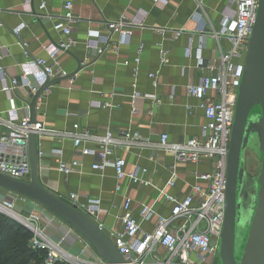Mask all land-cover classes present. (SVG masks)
I'll list each match as a JSON object with an SVG mask.
<instances>
[{"label":"crops","instance_id":"0c3cea01","mask_svg":"<svg viewBox=\"0 0 264 264\" xmlns=\"http://www.w3.org/2000/svg\"><path fill=\"white\" fill-rule=\"evenodd\" d=\"M44 1V12L54 17L61 14L65 0ZM227 1L71 0L73 21L71 32L66 35L53 29L51 20H39L34 16L32 12L37 9L39 0H30L32 11L26 10L24 0H0L1 63L18 65L19 68L32 57L44 56L43 45L46 43L70 39L68 48L56 55L57 75L51 79L74 73L48 84L47 89L39 94L35 103L36 120L54 128L70 127L77 120L82 127L92 131H102L105 127L115 131L120 128L137 129L142 136L144 142L115 147L113 154L125 159L126 171L136 166L146 167L139 176L141 179L150 178L151 184L135 183L125 176L119 180L118 190L114 189L117 179L111 164L102 169L92 168L91 162L95 157L81 155L70 138H57L45 132L37 137V149L43 152L37 159L40 182L53 187L58 194L72 191L99 197L98 220L108 234L113 229H121L118 216L123 212L121 205L125 196L131 198L129 212L139 221L140 231H148L154 227L156 216L141 218L139 203H152L156 213L168 214V205L155 199L157 187H161L174 171V185L166 189L180 197L195 182V172L208 169L210 164L205 160L196 163L175 161L170 152L155 149V142L161 132H166L171 141L200 133L201 124L205 121L203 109L199 106L200 97L186 91L188 83H196L207 71L196 65L193 56L199 41L197 29L203 23L206 32L219 29ZM125 9L128 13L136 11L137 14L134 17L136 24L130 27L126 41H121L115 32L100 53L86 45L87 39L102 41L107 32L106 21L116 19ZM178 30L180 33L173 37ZM227 46L226 37L215 38L208 34L204 38L201 55L205 61L212 60L218 48ZM161 47L167 49L168 60L159 65ZM137 55L139 60L135 62ZM157 68V84L153 85L148 72ZM133 91L155 93L159 101L149 97L134 98ZM214 94L213 90L208 91V95ZM31 96L26 95L23 87L4 91L0 85V113L14 106L18 116H24L28 113L25 103ZM99 101H107L111 105L97 106ZM85 110L87 112L81 116L74 115L76 111ZM59 158L63 161L76 158L78 164L64 174L57 169ZM15 205L21 208L24 202L20 200ZM42 222L45 231L53 237L58 238L64 233L65 225L61 219L48 210L41 214ZM177 223L175 221L174 224ZM70 236L75 237V234L71 232ZM81 244L76 239L67 247L75 250ZM157 249L160 254L164 253L161 246Z\"/></svg>","mask_w":264,"mask_h":264},{"label":"built area","instance_id":"2783aa9c","mask_svg":"<svg viewBox=\"0 0 264 264\" xmlns=\"http://www.w3.org/2000/svg\"><path fill=\"white\" fill-rule=\"evenodd\" d=\"M155 1L163 3L165 0ZM257 1L228 0L226 10L221 15L219 29L206 32L204 23L198 27L199 41L193 56L196 65L207 71L199 77L196 83H188L186 91L188 94L200 97L199 106L203 109L205 121L201 124L198 135H191L180 141H171L166 132H161L155 142V149L170 152L178 162L196 163L205 160L210 165L206 170L195 172V182L180 197L166 189L174 185L176 179L174 171L161 187H157L155 199L168 205V214L156 213L152 203L142 201L139 203L138 214L141 218L147 219L152 214L156 216L154 227L151 230L140 231L139 221L129 212L131 198L129 196L123 198L121 205L123 212L118 216L121 229H113L109 232L113 244L124 258L121 264H210L211 259L213 260L224 216L225 167L235 91L241 75L248 37L256 17ZM24 2L26 10L32 11L30 0H24ZM44 6L45 1L39 0L37 9L32 12L34 16L39 20H51L53 29L69 35L73 21L71 0L63 2L62 12L56 17L44 12ZM136 15V11L128 13L125 9L116 19L106 21L107 32L102 41L87 39L86 45L93 47L96 53H100L108 45L111 34L115 32L121 41H126L130 34V27L136 24L134 19ZM17 29L18 27L14 28V31L16 32ZM179 33L180 30L175 31L173 37ZM208 34L215 38L226 37L228 46L218 48L216 57L205 61L200 50ZM69 44L70 39L57 43H46L43 45L44 56L32 57L22 63L19 68L18 65H5L0 62L1 89L10 91L20 86L25 89L26 95L31 96L46 79L57 75L56 55L59 51L66 50ZM187 50L188 53L191 52L190 46ZM167 54V49L161 47L159 65L167 62ZM138 60L137 55L134 61ZM123 62L126 63L127 60ZM158 72V68L148 72L153 85L157 84ZM46 89L45 87L43 90ZM209 90H213L215 94L208 95ZM132 96L134 98L149 97L155 102L159 101L155 93L133 91ZM38 99L39 96L36 101ZM110 105L107 101H99L97 104L101 107ZM25 106L27 107V102ZM86 112L87 110L76 111L74 115L81 116ZM30 132H34L36 137L45 132L57 138H70L73 146L79 149L81 155L90 154L95 157V160L91 162L92 168L102 169L105 165L111 164L117 179L115 190L120 188L119 180L125 176L135 183L151 184L150 178L141 179L139 176L140 173L146 171V167L136 166L126 171L124 169L125 159L113 154L115 147L144 142L137 129L120 128L115 131L110 127H105L102 131H92L82 127L77 120L67 128L48 127L40 120L31 123L28 113L19 117L14 106L0 113L1 172L17 179H29L27 145ZM86 142L92 145H83ZM42 154V150L37 149V158ZM77 164L78 159L76 158L70 161H63L59 158L57 169L67 174ZM40 172L38 169V176ZM42 185L49 191L55 192L53 187L45 183ZM0 195V212L16 219L31 231V247H42L47 250L44 264H53L55 260H60L64 264H113L97 255L91 244L62 220L65 230L60 237H53L47 233L43 227L44 222L41 223V214L46 209L39 203L2 188H0ZM64 196L75 208L94 220H98L99 197L72 191ZM18 200L24 202L23 207L16 208L15 204ZM175 221L178 223L174 224ZM71 232L75 234V237L70 236ZM76 239L82 243L81 247L76 250L63 244L64 240L72 244ZM158 246L164 249L163 254L159 253ZM84 252H88L89 255H84Z\"/></svg>","mask_w":264,"mask_h":264},{"label":"water","instance_id":"95a60500","mask_svg":"<svg viewBox=\"0 0 264 264\" xmlns=\"http://www.w3.org/2000/svg\"><path fill=\"white\" fill-rule=\"evenodd\" d=\"M73 73L48 78L37 88L27 102L31 123L36 121L35 103L42 90ZM36 140V134L30 132L29 179H17L0 171V188L39 203L80 233L97 255L110 263L121 264L124 258L101 221L75 208L64 195L42 185L38 176ZM248 152L257 160L255 172L247 168ZM225 177V208L215 264H264V0L257 1L256 17L235 91Z\"/></svg>","mask_w":264,"mask_h":264},{"label":"trees","instance_id":"16d2710c","mask_svg":"<svg viewBox=\"0 0 264 264\" xmlns=\"http://www.w3.org/2000/svg\"><path fill=\"white\" fill-rule=\"evenodd\" d=\"M31 235V231L25 225L0 212V264H44L47 250L42 247H31ZM68 243L66 240L63 241L65 246ZM53 264L64 263L55 260Z\"/></svg>","mask_w":264,"mask_h":264},{"label":"rangeland","instance_id":"374dc122","mask_svg":"<svg viewBox=\"0 0 264 264\" xmlns=\"http://www.w3.org/2000/svg\"><path fill=\"white\" fill-rule=\"evenodd\" d=\"M247 168L251 171H254L256 170V167H257V160L255 158V156L248 152L247 153ZM20 200H18L17 202H19ZM24 213V212H23ZM84 255H89L88 252H84ZM215 260H216V257L214 256L213 260L211 259L210 261V264H215Z\"/></svg>","mask_w":264,"mask_h":264}]
</instances>
